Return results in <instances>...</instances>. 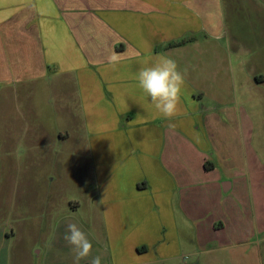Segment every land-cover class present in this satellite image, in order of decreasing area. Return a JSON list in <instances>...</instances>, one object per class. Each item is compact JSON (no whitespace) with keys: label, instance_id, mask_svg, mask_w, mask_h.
Here are the masks:
<instances>
[{"label":"crops","instance_id":"0c3cea01","mask_svg":"<svg viewBox=\"0 0 264 264\" xmlns=\"http://www.w3.org/2000/svg\"><path fill=\"white\" fill-rule=\"evenodd\" d=\"M242 1L0 0V175L29 176L30 224L77 223L112 264L169 261L227 230L261 174L245 103L264 94V59L245 87ZM159 55L186 73L170 120L135 78ZM21 206L7 207L19 225Z\"/></svg>","mask_w":264,"mask_h":264},{"label":"rangeland","instance_id":"374dc122","mask_svg":"<svg viewBox=\"0 0 264 264\" xmlns=\"http://www.w3.org/2000/svg\"><path fill=\"white\" fill-rule=\"evenodd\" d=\"M242 6L244 14L240 17L238 24L231 25V29L233 33L234 31L240 33V38L235 39L241 44L239 51L245 60L243 76H240L244 79L245 87H248L251 83H255L253 71L256 70L257 74L260 72V64H256L254 57L260 56L264 59V0L242 1ZM234 58L236 59L235 56ZM239 67L242 71V66ZM261 68L264 72L263 64ZM246 73L250 75L249 78L245 76ZM248 98L251 100L245 103V106L254 123L246 152L252 149L256 155V162L260 164V180L256 179L255 185L258 188L257 197L253 200L250 194L246 193V197L230 215L227 230L222 234L207 236V238L203 236L197 241L183 240L175 258L148 264H264V94L260 101L255 96ZM243 149L245 145L243 148L242 144L238 143L232 154H235L234 161L238 163L241 161V164ZM12 156L11 154L10 158ZM15 162L17 160L14 164ZM25 162L22 160V171ZM10 163L11 161H7V167ZM0 187L3 189L0 191V264H5L4 260L8 259V254L14 261L21 258L23 264H43L44 261L46 264H74L73 253L63 239L66 232L64 224H30L28 215L25 213L28 211L32 194L29 176L0 175ZM43 197H45L44 193L39 194L38 205L39 211L44 216L49 208L46 207ZM20 199H22V206L19 209V215L23 214L21 225L18 224V218H14L16 211L9 213L7 210L9 204L15 206ZM76 207V204L72 205V208ZM63 214L79 217L83 215V210L70 209ZM31 226L38 229L35 237L30 232ZM91 232L92 229L89 230L90 236H92ZM92 244L94 245L93 241ZM104 246V242L101 245L102 249L97 250L99 248L96 246L97 252L93 248L91 255L81 260L79 264H86V262L90 264L92 257L99 253L102 255V264H108ZM37 251H40V255ZM11 264H13L12 260Z\"/></svg>","mask_w":264,"mask_h":264},{"label":"clouds","instance_id":"9594fccd","mask_svg":"<svg viewBox=\"0 0 264 264\" xmlns=\"http://www.w3.org/2000/svg\"><path fill=\"white\" fill-rule=\"evenodd\" d=\"M135 78L159 116L170 120L180 113L186 73L179 69L174 59L159 55L153 62L141 66ZM63 239L73 253L74 264L91 255L93 244L81 225L69 223ZM90 264H102L101 256L92 257Z\"/></svg>","mask_w":264,"mask_h":264},{"label":"trees","instance_id":"16d2710c","mask_svg":"<svg viewBox=\"0 0 264 264\" xmlns=\"http://www.w3.org/2000/svg\"><path fill=\"white\" fill-rule=\"evenodd\" d=\"M180 42H184V41H180ZM205 168H207L206 163H205Z\"/></svg>","mask_w":264,"mask_h":264}]
</instances>
